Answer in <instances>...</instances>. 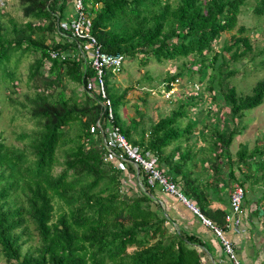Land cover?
<instances>
[{"label":"trees","instance_id":"16d2710c","mask_svg":"<svg viewBox=\"0 0 264 264\" xmlns=\"http://www.w3.org/2000/svg\"><path fill=\"white\" fill-rule=\"evenodd\" d=\"M19 2L26 19L22 26L14 20L11 25L6 24L0 11V87L17 92L22 76L20 63L24 57L35 54L27 71L28 82L37 91L31 101L35 104L32 115L38 127L18 136L22 145L7 144L0 133V255L8 264H207L199 249V238L171 230L169 215L155 208L153 196L157 186L149 183L142 169L140 182L136 178L138 192L124 189L123 169L106 160L103 138L92 131L102 113L98 96L84 89L86 100L82 101L76 90L72 95L66 93L71 82L84 85L87 77L95 74L86 58L77 55L78 42L84 40L69 42L72 32L59 25L70 0ZM248 2L85 0V5L93 16L92 34L103 51L123 53L127 59L140 58L143 66L152 59L164 62L195 56V71L205 72L202 84L206 78L213 81V69L219 74L218 82L223 84L237 72L230 64L241 62L254 52L245 25L223 40L238 26L242 6ZM253 13L264 17V0H253ZM62 33L66 36L60 39ZM71 50L74 55H61L62 51ZM54 51L60 54L54 57ZM212 53V63L207 64V56ZM180 75L170 74L166 82ZM212 87L213 84L209 88ZM167 88L172 86L168 84ZM129 90L115 94L107 87L115 124L127 140L144 152L156 154L158 164L176 153L191 155L193 147H186L185 152L183 147L192 137H198V122L191 118L192 112L186 106L197 98L182 102L179 109L154 123L149 134L136 139L135 132L120 115ZM214 94L215 99L221 98L228 104L233 117H243L245 110L264 103V79L256 83L251 94H239L235 86L227 87L221 95ZM196 96L199 98V94ZM1 111L0 107V114ZM239 134L215 127L212 141L209 140L213 148L206 147L204 151L215 152L213 159L217 164L223 156L219 149L227 150ZM174 144L177 145L172 153L165 156L164 150ZM60 151L64 152L63 161ZM258 155H264V148L257 146L252 153L243 148L239 150L240 163ZM182 162L178 161L174 169H179ZM126 164L137 174L131 163ZM58 166L60 171L56 170ZM166 174L178 183L172 171ZM230 174L235 177V171ZM182 191L188 199L197 201L213 224L227 228L223 212L213 213L215 220L208 217L209 200L199 185ZM260 193L259 201H263L264 191ZM262 224L264 228V219ZM132 247L135 249L130 252ZM226 259L235 264L229 256Z\"/></svg>","mask_w":264,"mask_h":264},{"label":"rangeland","instance_id":"374dc122","mask_svg":"<svg viewBox=\"0 0 264 264\" xmlns=\"http://www.w3.org/2000/svg\"><path fill=\"white\" fill-rule=\"evenodd\" d=\"M69 3L71 4V1ZM70 4L67 7L66 16L63 17V20L72 17L73 13ZM0 11L6 24L11 25V21L14 20L22 26L26 22L19 0H0ZM240 25L247 27V35L251 38L255 47L254 52L241 62H232L230 64L231 69H237V72L224 81L223 84L218 82L220 78L219 74L213 69L212 73L210 71L213 81L206 78L203 83L204 88L201 86V90L194 89L191 86L194 81L202 80L205 75L204 71L199 74L195 71L198 68L194 60L195 56L164 62L152 59L147 66L141 65L140 58H129L124 63L122 73L118 75L108 74L106 76V83L107 87H111L115 94L120 93L125 88L130 89L127 94L128 101L120 107V114L122 113L121 115L125 118L122 120L123 122H128L131 114L139 116L144 122V125L140 124L136 129L139 132L136 136L149 134L154 120L172 114L173 111L180 108L182 102H190L192 96H189V93L191 94V91L194 94H199V98L193 96L197 98L195 103L189 107L186 106V109L192 112H190L191 118H195L196 122H198L196 129L198 137H211L215 127H218L220 130L224 129L227 133L232 130L240 132L234 138L231 146L226 148L228 155L225 158L229 159L232 165L236 163L235 167L238 168L240 177L239 182L244 180L242 175L245 174L244 176H246L247 172L253 175L250 178V186L244 185L246 190L248 189L247 193L249 191L252 200L251 202H247L245 198L244 205L246 208H252L254 211L256 209L257 212L263 214L262 218H264V200L259 201L260 195H262L260 192L264 191V178L262 177L264 176V155H258L253 159L247 158L243 163H240L239 156V150L243 148L247 149L249 153H252L257 146L264 148V103L256 108L245 110L243 117H233L228 104L223 99H215L214 97L215 92L221 95L222 92L227 91V87L231 86H235L239 94H251L256 83L264 79V17L253 13V0H249L248 4L242 6L238 26L232 32L225 34L223 40H227L232 34L237 33ZM54 36L56 37V34ZM217 49L218 47L215 48V50ZM212 55L213 53L207 56L209 59L207 64L212 63L210 60ZM35 58V54L32 53L29 57L22 59L19 68V73L22 76L17 92L11 93L9 88L4 89L0 87V107L2 109L0 114V133H2L9 145H22L23 142L18 139V136L23 132L31 133L33 129L38 127L32 115L35 104L31 101L33 99L31 97H35L37 91L33 87V84L28 82L27 71L29 64ZM225 72H227L226 69ZM174 73L181 74L180 77L183 83L176 87L174 94L170 98H164L161 92H157L156 94L151 93L153 89L162 90L169 75ZM212 84L213 87L209 88ZM73 90H76L79 96L81 95L80 99L82 101L86 100L84 98L83 85L71 82L66 89V93L72 95ZM208 91H212L213 93L211 92L212 94H210ZM146 116H149V119L145 122ZM141 128L143 129L142 134L140 133ZM75 132L76 125L74 126L73 134ZM209 142L207 147L211 149L213 146ZM186 150V148H183V152ZM59 156L63 161L64 152L60 151ZM124 165L122 168L124 174L122 181L126 185L124 189L130 190L131 188L133 192L137 193L139 187L136 178L133 176L134 169L128 168L127 164ZM56 170L60 171L61 166H58ZM127 171H129L131 178L127 176ZM233 181L235 182V179ZM211 188L209 192H214L215 186ZM222 189L226 191L227 188L222 187L220 190ZM262 231L264 237V230ZM134 249L132 247L129 251L131 252ZM227 261V264H230V261ZM0 264H8L2 255H0Z\"/></svg>","mask_w":264,"mask_h":264},{"label":"crops","instance_id":"0c3cea01","mask_svg":"<svg viewBox=\"0 0 264 264\" xmlns=\"http://www.w3.org/2000/svg\"><path fill=\"white\" fill-rule=\"evenodd\" d=\"M146 117L145 122L149 119V116ZM129 118L130 120L126 123L129 125L130 130L135 132L134 135L136 136V134L138 135L139 133L136 129L140 124L144 125V122L137 115L131 114ZM121 119L123 120L125 118L121 115ZM159 119L154 120V123H156ZM142 131L143 129L141 128L140 133H142ZM195 133L197 135V132ZM209 140L210 137H192L191 142H187V144H184L183 147L186 148L191 145L193 147L191 155H183L182 152L181 154L176 153L174 157L164 160L162 164H159L165 171L173 172L177 178L180 188L185 192L188 190L191 191L199 185V187L207 193V198L209 200V204L206 205L208 208L207 212L209 213L208 217L215 220L212 215L213 213L223 212L224 214H227L229 212L231 191L234 184L238 179H240V177L237 170L238 168L235 167L236 163L232 165L229 159L225 158V156L228 155V150L219 149L218 152H222L223 156L219 157L220 159L217 161L218 165L213 159L215 152H209V150L204 151V148L207 147ZM175 146L176 144L166 148L164 150L166 153L165 156L172 153ZM162 159H165L164 154H162ZM213 160L217 165V168H215ZM178 161L183 162L181 167L175 170L174 166ZM232 171L237 173L235 178L231 177L230 172ZM248 173L249 172H247L246 176H244L245 174L242 175V178H244L245 185L249 187L251 181L248 177ZM234 179L235 182L233 181ZM213 186H215V191L209 192ZM222 187H226V191L224 189L220 190ZM247 196L250 198V200H248V198L246 199L247 202H251L252 198L249 195V191ZM153 197L156 203L155 208L159 209L161 212L164 211V213L166 212L169 215V227L171 230L195 235V237L199 238L202 243V245H199V249L203 253V260L207 264H227V255H225L223 250L221 239L217 236L214 229L204 223L202 218L187 203L181 201L176 196H171L163 192L159 186L155 187V194ZM190 201L199 207L194 198H190ZM242 215V223L239 227L232 226L226 228V237L234 243L238 257L242 264H263V214L257 212L256 209L254 211L252 208H246L244 205Z\"/></svg>","mask_w":264,"mask_h":264},{"label":"built area","instance_id":"2783aa9c","mask_svg":"<svg viewBox=\"0 0 264 264\" xmlns=\"http://www.w3.org/2000/svg\"><path fill=\"white\" fill-rule=\"evenodd\" d=\"M72 7V17L70 19L61 20L59 25L65 30L72 32V36H69V42L75 39H83L82 43L78 42V53L80 57L86 58L87 65H90L94 69L95 74L93 77L88 76L86 83L83 85L84 89L90 93H95L98 96V102L102 106L101 117H99L97 123L92 127L93 133L99 132L103 138V147L106 149V160L112 161L123 168L126 162H129L137 169V174H133L140 182V170L142 169L148 175V181L150 184L159 186L162 191L168 193L171 196L178 197L181 201L187 203L206 223L211 226L217 236L221 239L223 248L235 264H241L238 257L234 243H232L226 237V229L224 226L215 225L205 217L199 207L190 201L188 197L183 193L182 189L175 181L171 180L166 174L165 170L161 169L158 164V157L156 154L150 151L144 152L139 146L131 144L126 136L122 133L120 127L115 124V112L113 103L108 95L106 87V76L108 74L118 75L121 74L124 68V63L127 60L126 55L123 53H109L101 49L97 38L92 34V15L88 12L85 0H70ZM63 34V33H62ZM66 36V33L60 39ZM60 52H52V56L56 57ZM61 55H74L71 51H62ZM183 80L179 77L174 81L163 85L161 90H151L152 94L161 92L165 98H170L176 87L180 86ZM172 86L171 89L167 88V85ZM196 90H201L203 87L202 82L194 81L191 85ZM196 96L197 94L189 93V96ZM127 176L130 177L129 171ZM246 195V187L239 181H237L231 191L230 196V210L226 214V226L239 227L243 218V205Z\"/></svg>","mask_w":264,"mask_h":264},{"label":"clouds","instance_id":"9594fccd","mask_svg":"<svg viewBox=\"0 0 264 264\" xmlns=\"http://www.w3.org/2000/svg\"><path fill=\"white\" fill-rule=\"evenodd\" d=\"M165 98V97H164ZM169 177V176H168ZM240 179H238L237 181H239ZM236 181V182H237ZM241 183H242V181H240ZM243 185H245L244 183H242ZM246 196H247V190H246V195H245V198H246ZM244 201H245V199H244ZM243 209H244V205H243ZM225 233H226V231H225ZM222 243V242H221ZM223 246V245H222Z\"/></svg>","mask_w":264,"mask_h":264}]
</instances>
